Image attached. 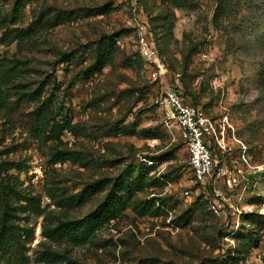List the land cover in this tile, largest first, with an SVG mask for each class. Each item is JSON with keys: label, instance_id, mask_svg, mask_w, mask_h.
Returning <instances> with one entry per match:
<instances>
[{"label": "rangeland", "instance_id": "obj_1", "mask_svg": "<svg viewBox=\"0 0 264 264\" xmlns=\"http://www.w3.org/2000/svg\"><path fill=\"white\" fill-rule=\"evenodd\" d=\"M188 3L0 0V189L17 214L0 264H264V0ZM141 24L162 66L142 56ZM170 87L218 123L213 154L236 185L194 180ZM39 109L67 124L35 135ZM90 215L80 243L48 234Z\"/></svg>", "mask_w": 264, "mask_h": 264}, {"label": "built area", "instance_id": "obj_2", "mask_svg": "<svg viewBox=\"0 0 264 264\" xmlns=\"http://www.w3.org/2000/svg\"><path fill=\"white\" fill-rule=\"evenodd\" d=\"M140 50L143 57L155 61L159 66L165 62L164 58L159 59L158 51L153 44L151 33H146V28L141 24ZM157 77V72L153 73ZM162 103L167 107L169 114L176 120L180 136L186 144L189 153V166L193 178L197 182L214 187L217 191V181L223 180L229 187L236 185L239 181L236 173L219 166L213 154L212 144L221 145L218 135V123L208 116L199 106L195 105L183 91L170 87L163 95ZM213 211L221 215L223 204L215 202L212 205Z\"/></svg>", "mask_w": 264, "mask_h": 264}, {"label": "trees", "instance_id": "obj_3", "mask_svg": "<svg viewBox=\"0 0 264 264\" xmlns=\"http://www.w3.org/2000/svg\"><path fill=\"white\" fill-rule=\"evenodd\" d=\"M164 2L170 1L174 7H184L189 5V0H162ZM170 14L166 16V18H169ZM173 23H171L172 25ZM7 39L9 41H12V38H9L8 32L5 33ZM15 37V36H13ZM115 42L110 40H105L102 44V55H103V65H105L108 57L112 54V51L114 50ZM6 77L2 76L0 74V81H4ZM187 95V94H186ZM4 101V96L2 95V91L0 90V105ZM192 101V100H191ZM46 102L51 103L50 99H48ZM193 102V101H192ZM194 103V102H193ZM195 104V103H194ZM196 105V104H195ZM46 106H49V104L46 103ZM42 110L39 109L37 111V118L35 122L32 124V131L35 133V135H38V132H41L43 129H50L52 137L53 134L58 130V127H61V124H67L66 120L64 118H61V121L63 123L55 122L54 124H49V119L53 118L54 116H44L41 112ZM60 115V112H55V116ZM45 125H47V128H45ZM58 160L63 161L64 157L59 158ZM15 197L17 198V201H25L24 204H21L22 208H24V211H35L36 213H41L42 206H41V199L39 196H36L32 192L27 195H24L22 192L17 191L15 193ZM0 207L3 208V226L1 228L0 232V258L5 257L8 255L13 246L15 241L17 240L16 236V223L15 219L17 217L16 214V206L14 204L10 205L7 203L6 196L3 189H0ZM101 218H98L97 221L104 220V217H106V214L100 215ZM91 219V215L87 216L80 220L75 221H69L60 223L58 226L50 230L48 234H50L53 237H65L69 241H74V243H80L81 241H84L87 238V235L90 234L87 232L90 227L93 226V224L89 225V220ZM93 228V227H92ZM91 228V229H92ZM20 264H24L22 261Z\"/></svg>", "mask_w": 264, "mask_h": 264}]
</instances>
